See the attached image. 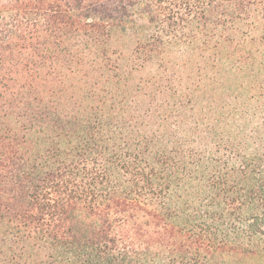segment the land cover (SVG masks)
Segmentation results:
<instances>
[{"label": "trees", "instance_id": "16d2710c", "mask_svg": "<svg viewBox=\"0 0 264 264\" xmlns=\"http://www.w3.org/2000/svg\"><path fill=\"white\" fill-rule=\"evenodd\" d=\"M0 264H264V0L0 5Z\"/></svg>", "mask_w": 264, "mask_h": 264}, {"label": "rangeland", "instance_id": "374dc122", "mask_svg": "<svg viewBox=\"0 0 264 264\" xmlns=\"http://www.w3.org/2000/svg\"><path fill=\"white\" fill-rule=\"evenodd\" d=\"M8 0H0V5H5L7 3Z\"/></svg>", "mask_w": 264, "mask_h": 264}]
</instances>
